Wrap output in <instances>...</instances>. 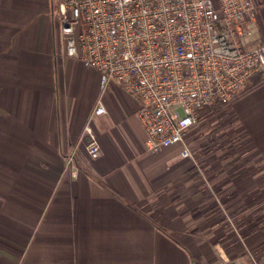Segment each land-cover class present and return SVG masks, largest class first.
<instances>
[{
    "label": "crops",
    "instance_id": "0c3cea01",
    "mask_svg": "<svg viewBox=\"0 0 264 264\" xmlns=\"http://www.w3.org/2000/svg\"><path fill=\"white\" fill-rule=\"evenodd\" d=\"M53 3L0 0V264H264V80L231 104L227 139L201 117L192 158L148 152L141 102L64 55Z\"/></svg>",
    "mask_w": 264,
    "mask_h": 264
},
{
    "label": "built area",
    "instance_id": "2783aa9c",
    "mask_svg": "<svg viewBox=\"0 0 264 264\" xmlns=\"http://www.w3.org/2000/svg\"><path fill=\"white\" fill-rule=\"evenodd\" d=\"M64 55L135 96L145 147L182 145L199 110L231 105L245 83L264 76L256 0H53ZM94 115L105 113L100 102ZM87 153L99 154L90 127ZM75 176L74 155L63 159ZM218 264H237L223 260ZM245 264H259L253 256Z\"/></svg>",
    "mask_w": 264,
    "mask_h": 264
},
{
    "label": "rangeland",
    "instance_id": "374dc122",
    "mask_svg": "<svg viewBox=\"0 0 264 264\" xmlns=\"http://www.w3.org/2000/svg\"><path fill=\"white\" fill-rule=\"evenodd\" d=\"M112 85H115L117 87V89L120 90V92H123L125 94H129L126 91H124L117 82H113ZM234 102L232 103V105L234 104ZM232 105H227V106L220 107L218 109L211 110L209 113H207L206 115L203 116V118L204 117L206 118L205 124H207L206 125L207 129L205 127V137H206V139H208V141H210L211 138H216L218 141L219 140L223 141V139H227V137L231 135L230 130L232 128H234V126H235V125H233L234 121L233 122L230 121V120H232L231 119V113H230ZM235 137L236 136H233V138H235ZM185 145H187V144L185 143ZM191 158H192V155H191ZM226 225H228V223H226L224 226H226ZM223 241H226V240L224 239V240H222V242ZM240 242H241V239H237L236 243H240ZM241 247H244V246H241ZM213 250H218V248H215V246H214ZM219 257H220V255H219ZM218 262H221V260H219Z\"/></svg>",
    "mask_w": 264,
    "mask_h": 264
},
{
    "label": "trees",
    "instance_id": "16d2710c",
    "mask_svg": "<svg viewBox=\"0 0 264 264\" xmlns=\"http://www.w3.org/2000/svg\"><path fill=\"white\" fill-rule=\"evenodd\" d=\"M263 80H264V76L263 75H256V76L252 77L251 79H249L245 83V85L242 87L240 92H238V95H240L244 91H247V90L251 89L252 87L256 86L258 83L262 82ZM220 107H222V106L218 102H215L211 106L205 107V108L199 110L198 118H201L204 115H206L207 113H209L211 110L218 109Z\"/></svg>",
    "mask_w": 264,
    "mask_h": 264
}]
</instances>
